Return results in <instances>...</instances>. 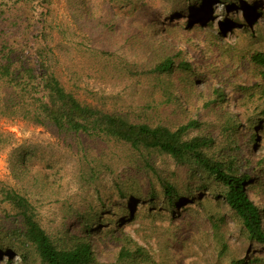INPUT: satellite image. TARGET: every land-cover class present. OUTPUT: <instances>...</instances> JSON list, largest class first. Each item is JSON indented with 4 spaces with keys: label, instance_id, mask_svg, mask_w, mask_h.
<instances>
[{
    "label": "trees",
    "instance_id": "16d2710c",
    "mask_svg": "<svg viewBox=\"0 0 264 264\" xmlns=\"http://www.w3.org/2000/svg\"><path fill=\"white\" fill-rule=\"evenodd\" d=\"M58 1L61 0H0V121L43 128L75 151L76 171L83 184L93 185L105 174L116 177L110 191L102 194L96 189L92 201L77 205L64 200L59 210L60 224L53 233L43 227L29 195L0 180L1 261L8 257L6 264H11L18 257L20 264H97L92 238L102 225L106 230L97 242L120 246L118 261H122L131 255L130 246L135 241L124 232L111 230L113 219L126 223L129 218H137L133 211L138 210L140 203L154 204L157 197L171 211L183 203L191 204L196 194L207 191L214 194L213 198L223 199L250 242L264 247V205L249 196L251 189L264 192V150L258 149L260 158L251 168L252 161L247 156L251 147L256 148L258 138L249 132L244 143L240 142L238 117L227 109V104L226 108L223 106L224 95L218 89L213 90L215 99L203 102L204 107L219 111L214 126L207 128L200 119H189L172 128L132 122L86 99L85 93L96 95V84L100 82H84L79 75L74 76L78 70L83 71L80 65L71 72L67 69L70 55L79 51L85 56L82 55L84 61L93 58L97 65L95 75L88 79L103 82L128 75L142 76L143 72L133 70L117 53L92 50L86 39L96 34L105 37L129 33L133 42L137 39L153 43L148 46L154 63L149 73L168 78V82L156 86L163 96L160 102L167 107L184 108L189 95L196 91V83L203 82L205 76L168 38L179 40L203 29L215 4L225 8V15L238 8L251 10L256 0H64L78 32L75 39L63 26L56 36L52 33L53 7ZM188 15L187 22H175ZM228 23V19L219 22L218 34L224 32ZM248 62L260 84L250 93L246 91L244 100L264 104V53L253 51ZM81 65L88 67L84 62ZM175 82L180 89H176ZM249 115V128L256 131L261 124L262 132L264 109L258 116ZM15 141L13 134L0 130V152ZM13 154L10 171L15 179L41 189L51 186L46 172L35 167L37 162H45V148L24 146L13 150ZM157 156L168 157L187 169L188 179L183 187L163 175ZM119 167L134 172V178L121 179L117 174ZM139 174L145 177L141 180ZM199 204L198 201L195 205ZM208 220L220 234L216 218L209 213ZM220 238L222 257L229 247L223 236ZM141 249L135 251L139 259L145 257ZM230 264L255 263L232 259Z\"/></svg>",
    "mask_w": 264,
    "mask_h": 264
},
{
    "label": "rangeland",
    "instance_id": "374dc122",
    "mask_svg": "<svg viewBox=\"0 0 264 264\" xmlns=\"http://www.w3.org/2000/svg\"><path fill=\"white\" fill-rule=\"evenodd\" d=\"M53 8L51 26L54 36L63 26L75 39L78 32L65 1H58ZM223 12L225 8L215 4L209 12L211 17L206 19L203 29L182 36L179 40L168 38L169 43L174 44L183 53L185 59L192 63L197 72L205 76L203 82L196 83L194 88L196 91L189 95V100L193 103L181 98L183 102L188 103L184 108L179 109L171 105L167 107L160 102L163 96L156 86L168 82V78H156L157 75L149 73L154 63L148 46L151 47L153 43L149 45L137 39L133 42L129 38V33L121 32L116 34L117 36L105 37L96 34L86 39L89 40L92 50L97 52L109 50L117 53V56L125 59L133 70L143 72L142 76L128 75L103 82L88 79L95 75L94 69L97 65L93 64V58L84 61L85 58H82L83 54L79 51L70 55L67 69L71 72L72 68L80 65L83 71L78 70L74 76L79 75L85 80L84 82H100L96 84V95L92 97V94L85 93L86 99L100 103L106 109L132 122L162 124L172 128L189 119H200L207 128L214 126L219 118V111L204 107L203 102L207 98L215 99L217 95H213V90L218 89L224 95L223 106L226 108L227 104V109L238 117L240 142L244 143L245 136L249 132L258 138L256 148L253 150L251 147V153L247 156L248 160L252 161L251 168H253L260 158L258 149L264 150V129L259 132V129L263 128L260 124L256 131L251 130L246 119L251 113L254 117L258 116V112L264 109V104L254 103L253 100L250 102L244 98L246 91L250 93L260 84L259 76L248 61L253 51L264 53V0H256V6L251 10L238 8L225 15ZM189 17L190 15L185 16L184 19L175 22L177 24L187 22ZM224 19H228L231 23L225 25L222 34H218V24ZM124 22L129 20L125 19ZM83 62L88 67L81 65ZM262 84L264 86V82ZM175 86L176 89H180L177 82ZM217 105L221 106V104ZM257 106L260 107L255 109ZM0 130L10 132L16 140L12 147L0 152V180L29 195L41 215L43 227L48 232L53 233L60 224L59 210L64 200L69 199L78 205L85 200L92 201L96 197V189H100L102 194L110 191L112 179L116 176L105 174L95 180L93 185L83 184L76 171L78 155L43 128L25 123L0 121ZM213 136L216 137L217 133ZM24 146L45 148V162H37L35 167L44 170L48 175L51 182L48 188L29 186L12 176L10 163L14 157L13 150ZM157 158V165L163 175L173 179L180 188L183 187L188 179L187 169L168 157L157 156ZM117 174L121 179L134 178V172L123 171L122 167H119ZM139 176L141 180L145 177L144 174ZM256 176L258 175L253 177ZM256 183L260 185V181ZM215 188L217 189V186ZM257 190L251 189L249 196L255 202L264 205V192ZM182 194L185 192L183 191ZM213 196L214 194L209 191L196 194L195 204L199 201V206L192 204L194 199H191V204L183 203L182 206L179 205L171 211L168 210L165 201L157 197L154 204L140 203L138 210L133 211V215H137V218H129L126 223H123L122 219L120 223L113 219L111 230H115V233L124 232L135 241V244L130 246L131 255H127L128 258H123L122 261H118L120 246L97 242L96 239L106 230L103 229V225L100 226L94 231L92 238L97 264H230L232 259H245L255 264H264V247L250 242L246 238L241 222L224 204L223 199H215ZM209 213L216 218L220 226V234L214 231L208 220ZM220 236H223V241L229 247L227 254L222 257L219 255ZM137 248H142L140 252L145 257L139 259V253L135 252ZM17 259L19 258L14 257L11 264H20ZM7 260L8 257H4L1 261L0 257V264H6Z\"/></svg>",
    "mask_w": 264,
    "mask_h": 264
},
{
    "label": "bare ground",
    "instance_id": "6f19581e",
    "mask_svg": "<svg viewBox=\"0 0 264 264\" xmlns=\"http://www.w3.org/2000/svg\"><path fill=\"white\" fill-rule=\"evenodd\" d=\"M17 260H19V259H17Z\"/></svg>",
    "mask_w": 264,
    "mask_h": 264
}]
</instances>
